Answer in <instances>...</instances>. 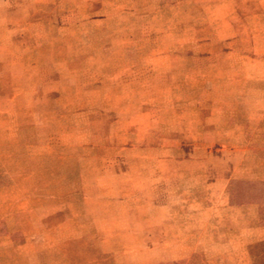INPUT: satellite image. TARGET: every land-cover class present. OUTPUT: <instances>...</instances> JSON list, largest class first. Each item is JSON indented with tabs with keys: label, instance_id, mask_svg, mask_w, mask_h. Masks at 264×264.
Instances as JSON below:
<instances>
[{
	"label": "rangeland",
	"instance_id": "obj_1",
	"mask_svg": "<svg viewBox=\"0 0 264 264\" xmlns=\"http://www.w3.org/2000/svg\"><path fill=\"white\" fill-rule=\"evenodd\" d=\"M260 178L264 0H0V264H264Z\"/></svg>",
	"mask_w": 264,
	"mask_h": 264
},
{
	"label": "crops",
	"instance_id": "obj_2",
	"mask_svg": "<svg viewBox=\"0 0 264 264\" xmlns=\"http://www.w3.org/2000/svg\"><path fill=\"white\" fill-rule=\"evenodd\" d=\"M229 179L230 178H228L227 179V181H229ZM258 181H264V178H260V179H258ZM227 204L229 205V206H239V207H243V205H245V204H247L246 202H238V203H232L231 201H230V197L228 198V201H227ZM259 205H261V204H258V203H248V206L251 208V207H258ZM254 234L255 235H258V236H256V238L254 239V240H252V241H250L249 243H251L252 244V242H254V243H258V242H261V241H264V225H261V226H259V227H256L255 228V230H254ZM250 245V244H249ZM248 247H247V245L245 246V248H244V251L245 252H248Z\"/></svg>",
	"mask_w": 264,
	"mask_h": 264
},
{
	"label": "trees",
	"instance_id": "obj_3",
	"mask_svg": "<svg viewBox=\"0 0 264 264\" xmlns=\"http://www.w3.org/2000/svg\"><path fill=\"white\" fill-rule=\"evenodd\" d=\"M246 183H248V184H250L251 186H253L254 188H255V190H254V197L255 198H252V202H255V203H257V202H261L262 200H261V198H259L261 195L259 194V193H261V191H262V189H263V186H264V181H258V180H256V181H249V182H246ZM262 188V189H261ZM257 189L259 190V191H257ZM258 195H260V196H258ZM232 202V201H231ZM240 203V202H239Z\"/></svg>",
	"mask_w": 264,
	"mask_h": 264
}]
</instances>
